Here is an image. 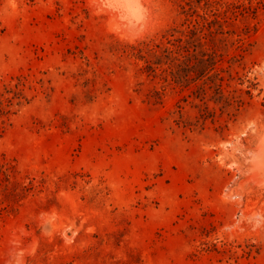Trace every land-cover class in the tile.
<instances>
[{
    "label": "rangeland",
    "instance_id": "374dc122",
    "mask_svg": "<svg viewBox=\"0 0 264 264\" xmlns=\"http://www.w3.org/2000/svg\"><path fill=\"white\" fill-rule=\"evenodd\" d=\"M263 143L264 0H0V264H264Z\"/></svg>",
    "mask_w": 264,
    "mask_h": 264
},
{
    "label": "bare ground",
    "instance_id": "6f19581e",
    "mask_svg": "<svg viewBox=\"0 0 264 264\" xmlns=\"http://www.w3.org/2000/svg\"><path fill=\"white\" fill-rule=\"evenodd\" d=\"M264 144V143H263ZM262 147H264V146H262ZM263 149V148H262Z\"/></svg>",
    "mask_w": 264,
    "mask_h": 264
}]
</instances>
